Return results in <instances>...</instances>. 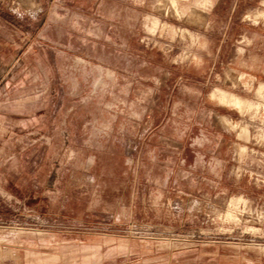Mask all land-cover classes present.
<instances>
[{
	"label": "rangeland",
	"instance_id": "rangeland-1",
	"mask_svg": "<svg viewBox=\"0 0 264 264\" xmlns=\"http://www.w3.org/2000/svg\"><path fill=\"white\" fill-rule=\"evenodd\" d=\"M0 264H264V0H0Z\"/></svg>",
	"mask_w": 264,
	"mask_h": 264
},
{
	"label": "crops",
	"instance_id": "crops-1",
	"mask_svg": "<svg viewBox=\"0 0 264 264\" xmlns=\"http://www.w3.org/2000/svg\"><path fill=\"white\" fill-rule=\"evenodd\" d=\"M260 83H263V82H260ZM260 83H259V84H260Z\"/></svg>",
	"mask_w": 264,
	"mask_h": 264
}]
</instances>
